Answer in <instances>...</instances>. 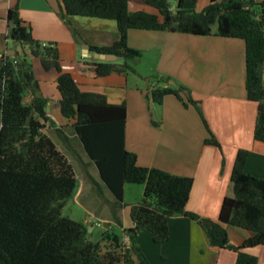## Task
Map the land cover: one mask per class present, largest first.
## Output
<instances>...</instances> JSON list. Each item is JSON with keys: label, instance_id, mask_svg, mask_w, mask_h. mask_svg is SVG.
<instances>
[{"label": "trees", "instance_id": "obj_1", "mask_svg": "<svg viewBox=\"0 0 264 264\" xmlns=\"http://www.w3.org/2000/svg\"><path fill=\"white\" fill-rule=\"evenodd\" d=\"M144 2L159 14L131 12L130 0H59L60 14L67 23L76 16L117 22L119 40L91 50L116 55L119 60H95L91 78L136 73L132 63L142 54L129 46L131 30L243 40L247 99L257 107L254 139L264 144V2L210 0L201 12L197 11L198 0ZM7 20L8 39L27 48L45 70L58 72L59 106L68 121L64 128L56 129L58 136L69 149L77 140L95 165L113 196L107 203L122 234L109 229L100 241L93 242L88 239L87 224L63 216L65 203L78 188L76 171L66 154L44 133L48 126L56 125L47 112L49 100L41 93L33 64L28 57L3 55L0 264H151L137 244L138 234L148 231L156 244H163L170 237L169 221L177 216L198 222L212 247L235 252L236 264H259L258 258L248 251L264 246V179L246 172L248 151L238 152L231 177L232 195L223 200L219 218L215 221L188 212L194 179L156 167H142L137 154L127 150L126 102L111 104L103 94L83 91L72 74L63 72L57 45L44 46L36 40L31 27L20 18L18 7L8 11ZM215 25L217 31L213 32ZM167 82L162 88H153V100L162 105L166 97L173 96L185 108L194 106L209 135L204 145L221 149L190 91ZM29 95L31 101L26 102ZM130 184L144 187L142 200L133 205L124 201ZM127 207L133 223L130 228H124L121 217ZM229 227L249 231L251 236L242 245L234 246L230 243Z\"/></svg>", "mask_w": 264, "mask_h": 264}, {"label": "crops", "instance_id": "obj_2", "mask_svg": "<svg viewBox=\"0 0 264 264\" xmlns=\"http://www.w3.org/2000/svg\"><path fill=\"white\" fill-rule=\"evenodd\" d=\"M132 1L141 2V0H130L131 12L133 11L131 9ZM256 1L264 2V0ZM59 6V0H0V56L29 58L33 64L34 74L40 83L41 93L49 100L47 112L56 125L54 127L48 126L44 133L48 130L57 136L56 129L60 124L68 125V121L63 118L59 106L61 95L57 83L58 72L54 69L45 70L40 60L32 57L27 48L8 39L9 23L7 16L10 9L18 7L20 18L31 27L36 40L42 44L57 45L63 72L72 74L83 91L103 94L111 104L126 102L128 105L130 101L127 93L120 91L121 86L116 87L119 91L113 97H111L113 91L110 94L107 90L110 89L112 83L122 85V75H111L99 79L91 78L93 62L96 59L92 55L93 51L87 53L85 49V46L90 49L92 47H108L117 42L120 37L117 22L76 16L69 18V23H67V20L63 19L60 14ZM140 9L134 11H140ZM137 32L138 30L129 32V46L141 52L146 47H158L162 50L167 48V52H172L175 50L172 46L178 42H180L178 45L181 47L191 42V39L187 37L191 35L187 34L150 32L154 33L152 38L149 37V33L142 31L136 37ZM181 36H184V39H180ZM147 38L152 39V45L146 46ZM197 38H204V40H197L204 42L208 40L205 38L216 39L217 37ZM216 44L218 47H224V53L222 51L220 53L223 56L229 55V57L235 49L240 47L239 43L231 41L224 42V45ZM226 47H234L233 52ZM216 54L213 53V55ZM172 58L173 56H170L168 60ZM236 60L238 59H229V62L222 60L223 63L214 61L216 66L214 67L212 63L213 73L210 75V77L213 75L214 79L209 82L210 77L208 78L207 91L202 93V110L212 133L221 145V149L204 145L208 134L203 122H201L202 120L198 121V116L196 115V117L192 113L193 109L191 107L184 109L176 98L181 107L172 104L173 101L169 98L173 96L166 97L161 105L164 106L162 117L165 122L160 129L159 136L151 141L157 151L156 158L146 148L144 149L145 152H140L136 145H129L126 126V148L137 154L138 165L149 168L156 167L173 175L193 178L194 184L187 204V211L215 221L219 218L223 200L232 195V171L240 150L249 152L246 172L264 179V144L254 139L257 107L255 103L247 99L246 72L242 79L239 78L240 73L237 69ZM178 79H180L181 84L192 85L191 78L184 74V71ZM30 101L31 95L26 98V102ZM166 104H168L167 109L165 108ZM128 117L129 108L127 106V124ZM1 128L2 114L0 112V130ZM192 131L196 132L198 136L193 141L186 142L176 138L178 133L188 134ZM148 147H151V144ZM161 148L166 149V155L161 154L160 159H157ZM186 150L189 151L186 152ZM173 153L177 158H170ZM66 156L68 157L67 154ZM143 192L142 187L139 196V193L136 192V196L133 195L128 200L127 186L124 196L125 203L133 205L140 202L143 198ZM102 216L107 222H115L112 212ZM121 216L123 217L124 228L133 226L130 218V207L124 208ZM84 223L88 224L89 222L84 221ZM95 230L94 227L93 233ZM169 230V240L163 244H156L148 231L138 234L137 244L151 264H236V253L228 249L212 247L207 234L195 220L185 216L171 218ZM228 234L230 243L234 246L242 245L251 236L249 231L232 227L228 228ZM248 253L257 257L259 264H264V246L251 249Z\"/></svg>", "mask_w": 264, "mask_h": 264}, {"label": "rangeland", "instance_id": "obj_3", "mask_svg": "<svg viewBox=\"0 0 264 264\" xmlns=\"http://www.w3.org/2000/svg\"><path fill=\"white\" fill-rule=\"evenodd\" d=\"M209 3L210 0H199L197 10H204L209 5ZM131 9L133 10L132 12H135L134 10L140 9L152 14H159L155 8L146 4L144 0H141V2L132 1ZM216 31L217 25L213 27V32ZM139 32L140 30H138L136 33V37L140 35ZM142 32L149 33V37H154V33H150L148 31ZM187 37L191 39V42L184 47L178 45L180 42L173 46L171 45L175 48V50L172 52H167V48L162 50L158 47H146L145 49H142V52L139 50L142 54V57L132 63L136 73H130L128 76L122 75V85L112 83L109 87L110 89H107L108 93L110 94L113 91L111 97H113V95L119 91L116 89L117 86H121L122 89L120 91H125L127 93L130 100L127 105L129 108L127 124L129 145H136L140 152H145L144 149L146 148L148 152L152 153L155 158L157 151L155 150L154 144H152L151 141H154V139L159 136L160 129L163 127L165 121H163L162 117L164 106L157 104L152 98L151 91L153 88L157 89L159 87H164L167 80L169 79L167 84L171 86H185L190 91L192 99L198 102L201 106V100L203 99L202 93L207 91V86L209 85L210 80L214 79L213 75L210 77V75L213 73L212 63L214 64V67L216 66L214 61H220L223 63L222 60H224V62L228 60L229 62V59L233 60V58H237V69H239L240 73L239 78L241 77L242 79L246 72L245 43L243 40H224L223 38L217 37L216 39L205 38L208 40H205L204 42H198V39L204 40V38H197L195 36ZM180 39H184V36H181ZM146 40V46L152 45L153 42L151 38H147ZM229 41L239 43L240 47H237L239 50L235 49L233 52L234 47H226L233 53L231 54V57H229L227 54V56H223L220 52L222 51L224 53V47H218V44L216 43L224 45V42ZM213 53L217 54L213 55ZM170 56H173V58L168 60V57ZM119 62L122 63V61ZM183 71L184 74L189 75L191 78V86L180 83V79L178 78ZM113 75L118 76L119 74ZM208 78L209 82L207 81ZM169 99L173 101L172 104L179 106L177 100L174 97ZM185 99L187 102L190 100L188 96H185ZM167 106L168 104L165 106L166 109ZM182 107L184 109L191 107L193 109L192 113L200 118L194 106L190 105L188 108H185L182 105ZM165 114L167 115L166 112ZM198 117V121H201V118L199 120ZM59 127L64 128L65 126L60 124ZM45 133L50 136L59 149L68 155L69 161L72 163L78 178V188L75 191L73 197L68 199L65 203L62 211L63 216L77 222L88 221L89 223L87 225L89 227L92 226L93 229L95 227V232L93 233V229L91 231V240L93 242L100 241L102 234L109 229L114 230L118 234H122L121 229L116 225L115 222H107L102 216L108 213L110 214L111 209L107 203V200L109 199L111 201L113 196L101 181L95 165L88 159L84 150H82L81 146L79 145V142L74 140L73 143H71V149H69V147L66 146V143L61 140L54 132L47 130ZM68 135L71 136L70 133H68ZM176 138L188 142L189 140H195L198 138V136L196 135V132L192 131L188 132V134L178 133ZM150 144L151 147H148ZM162 146L165 147L164 145ZM188 151L189 150H186V152ZM159 152L160 153L157 159H160L161 154L166 155L165 148L159 149ZM179 157L181 158L182 155ZM170 158H177V156H175L173 153ZM183 159H185V156H183ZM142 187L143 186L141 185L130 184L128 186V200L131 198V196H136V192L139 193V196ZM94 220H96L95 223Z\"/></svg>", "mask_w": 264, "mask_h": 264}, {"label": "water", "instance_id": "obj_4", "mask_svg": "<svg viewBox=\"0 0 264 264\" xmlns=\"http://www.w3.org/2000/svg\"><path fill=\"white\" fill-rule=\"evenodd\" d=\"M85 49L87 53L92 51L88 46H85ZM92 55L96 60H101V61H106V62H116L119 60V58L116 55H112V54L94 52ZM95 222L96 220H94V223ZM92 229H93L92 226L88 228V232H89L88 239H91L92 237V233H91Z\"/></svg>", "mask_w": 264, "mask_h": 264}, {"label": "built area", "instance_id": "obj_5", "mask_svg": "<svg viewBox=\"0 0 264 264\" xmlns=\"http://www.w3.org/2000/svg\"><path fill=\"white\" fill-rule=\"evenodd\" d=\"M44 46H48L47 44H43ZM126 241H128V239H126Z\"/></svg>", "mask_w": 264, "mask_h": 264}]
</instances>
